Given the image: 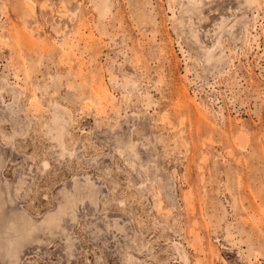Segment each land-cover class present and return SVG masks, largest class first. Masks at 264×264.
Returning a JSON list of instances; mask_svg holds the SVG:
<instances>
[{"label": "rangeland", "instance_id": "1", "mask_svg": "<svg viewBox=\"0 0 264 264\" xmlns=\"http://www.w3.org/2000/svg\"><path fill=\"white\" fill-rule=\"evenodd\" d=\"M0 225V264H264V0H0Z\"/></svg>", "mask_w": 264, "mask_h": 264}, {"label": "bare ground", "instance_id": "2", "mask_svg": "<svg viewBox=\"0 0 264 264\" xmlns=\"http://www.w3.org/2000/svg\"><path fill=\"white\" fill-rule=\"evenodd\" d=\"M194 40L198 41L199 42V37L198 35L194 34ZM208 52H210L211 50L208 49L207 50ZM54 128V127H52ZM55 130V129H54ZM58 135V134H56ZM56 138V137H55ZM17 219L20 221V227H21V230L25 231V232H28V231H31L33 229H37V230H40V229H43V226H36L35 224H32V222H30L27 218H25L23 215H19L17 217ZM56 220V219H55ZM1 226V225H0ZM30 226V227H29ZM5 229V224L3 226V230ZM13 250V246H12V240L7 237L5 243H4V251H5V254H8V252H12Z\"/></svg>", "mask_w": 264, "mask_h": 264}]
</instances>
